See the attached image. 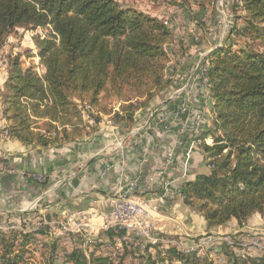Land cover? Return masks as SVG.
Masks as SVG:
<instances>
[{"label": "trees", "instance_id": "obj_1", "mask_svg": "<svg viewBox=\"0 0 264 264\" xmlns=\"http://www.w3.org/2000/svg\"><path fill=\"white\" fill-rule=\"evenodd\" d=\"M185 1L205 7L207 2L217 0ZM242 1L245 25L236 29L237 35L264 39V0ZM239 6L238 0H234V9ZM39 27L48 30L45 37L34 36L45 71L38 74L32 66L24 67L20 54L10 56L8 78L0 87L3 112L16 119L14 125L8 126L10 136L21 141L43 146L56 143L60 139L58 132H35L26 119L32 115L66 124L72 116L80 117L81 111L73 100L77 92L89 93L90 103L94 104L108 83L135 86L143 100L129 99L114 115L117 122L129 126L135 122L136 111L168 84L165 68L170 57L165 43L172 38V31L154 16L123 7L117 0H0V50L8 36L19 29ZM191 46H179L175 52L180 50L184 54ZM209 60L216 119L201 137L212 134L216 139L214 145H202L212 167L209 173L185 181L180 192L184 203L202 211L210 226L232 219L243 226L254 214L264 217V50L235 48L227 43L213 49ZM0 163L6 164L2 156ZM44 218L50 221L60 216L46 213ZM44 218L41 226L31 232H0V264L24 263L32 251L29 247L38 240L37 234L55 236ZM121 233L110 227L95 237L107 238L108 245L114 244ZM55 237L48 244L52 251L43 264H58L53 259L59 242V236ZM101 241L87 244L96 250L106 245ZM224 248L232 264L249 263L228 245ZM94 249L89 256L83 248L70 250L63 264H123L122 259L115 263L110 256L96 254ZM167 251L170 260L182 264H213L204 263L196 253L175 247ZM147 260L146 264H155L150 255ZM250 262L264 264V258H250Z\"/></svg>", "mask_w": 264, "mask_h": 264}, {"label": "crops", "instance_id": "obj_2", "mask_svg": "<svg viewBox=\"0 0 264 264\" xmlns=\"http://www.w3.org/2000/svg\"><path fill=\"white\" fill-rule=\"evenodd\" d=\"M207 52L203 45L192 47L184 62L177 64L170 84L136 111L135 122L129 126L114 119L119 107L99 111L94 115L95 123L83 113L72 116L66 124L33 116L38 125L31 127L33 131L58 132L60 139L47 146L13 136L3 139L1 134L0 156L6 164L0 163V200L6 196V214L21 219L31 210L40 220L46 213L67 218L81 212L91 221L94 238L101 226L112 220V199L127 190L129 183L137 182L138 188L129 193L147 202L149 220L159 232L180 236L182 241L202 234L208 223L184 203L180 189L185 181L210 172L208 154L196 144L191 148L186 177H182L192 140L212 126L213 99L195 69L198 57ZM184 106L188 111L181 113ZM153 112L154 117L150 116ZM164 125L169 126L166 134ZM34 173L44 175L45 182L35 181ZM166 182H171V191L160 203L157 199ZM252 226L264 228L260 214H254L243 226L232 219L211 230L225 234Z\"/></svg>", "mask_w": 264, "mask_h": 264}, {"label": "rangeland", "instance_id": "obj_3", "mask_svg": "<svg viewBox=\"0 0 264 264\" xmlns=\"http://www.w3.org/2000/svg\"><path fill=\"white\" fill-rule=\"evenodd\" d=\"M117 1L123 7L137 9L138 11L156 17L163 22L169 21L172 38L165 43V49L170 57L169 60H167L165 68V78L166 80H169L167 86L170 84L171 76L176 74L177 64H182L184 62L192 47H199L201 45L207 47L208 52L206 53V57L209 59V55L213 49L216 48L214 45L219 44L222 38V29L217 23V19L219 18L217 16L218 7H220L221 10H224L229 18L228 25L230 26V30L226 33L222 41L223 44L230 43L235 48L245 47L261 51L264 50L263 38L251 39L248 35H237L236 29H240L245 25L244 17L246 16V11L242 0H238L240 6L237 10L234 9V0H217L214 3L207 2L205 7L200 6V4L195 1L186 2L185 0ZM221 2H223V5H221ZM47 33L48 30L39 27L19 29L17 33L8 36L5 45L0 50V87H3V84L6 81L10 56L20 54L24 67L32 66L33 70L38 74H42L45 71V68L41 63L39 50L34 42V36L38 34L45 37ZM262 37H264V32ZM199 42L200 44H197ZM182 45L192 46L184 54H182L180 50H177L178 52L176 53L175 49ZM162 91L158 92L156 95L160 94ZM138 92L139 91L135 89V86H130V84L127 83H121V85L108 83L106 88L99 94L98 101L94 104L90 103L89 93L81 94L77 92L74 95L73 100L76 102L81 114L83 113L85 116H90L91 114L95 115L101 110L105 112L118 109L121 107V104L123 105L127 103L129 99H142V96L137 95ZM83 97L84 99H82ZM155 97L156 96H154V98ZM154 98L152 100H154ZM3 110L4 106L0 97V135L2 134L3 139H6L5 128L6 126L14 125L16 119L10 118L8 114L3 112ZM89 110L90 113L88 114ZM30 111L31 110H29V112ZM11 114L12 113H10V115ZM212 117L214 121L216 119V112L213 108L211 109V118ZM26 120L30 126H38L36 125V119H34L32 115ZM8 135L10 136V133ZM3 198L5 200L4 203H0V208L4 209L0 211V232H9L12 229H21L25 232H31L34 231L35 228L41 226L39 224L42 220L37 219V216L31 210L25 211L24 213L28 217L22 216L21 219L17 216L12 217L11 215L6 214V196L1 197V202ZM199 204L200 201L197 200L196 206ZM190 208L196 211L197 214L204 215L203 212L197 208ZM261 217L264 222V217ZM214 227L215 226H210L208 224V228L198 237L191 236L185 241H182V237L180 236L176 237L160 232V235L164 237L163 239L170 240L159 242L157 244L147 242V240L144 239H137L136 243L130 240L120 243L117 236L115 237L114 244L109 243L107 245L109 241L107 238L102 237L96 239V237H94L93 240L87 242H102L101 240H104L106 243V245L101 243L102 246H99L96 250L93 248L94 246L88 245L87 242H83L82 244H72V240L74 243L78 241L76 233L72 235L71 239H67V237L65 238V235H59V237H57L59 242L54 251L53 259H55L58 264H63L67 252L75 248H83L86 251L87 256H89L90 251L94 249L96 254L110 256L115 263L120 262V259H122L123 264H146L148 262L147 258L150 255L152 260H155V264H182L178 260H170V258L167 257V250L175 247L186 253H196L197 256L204 260V263L206 261H212L213 264H232L229 256L224 252L225 248L222 250L224 245H228V248L242 259L248 260V264H252L250 258H257V260H262L264 258V228H261L262 230L252 229V226L251 228H245L244 230H238L236 232L231 230L228 233L220 234L217 233V231L214 232L211 230ZM55 236H58V234H55ZM55 236L37 234L38 240H36L35 245L29 247L32 251L26 255V261L22 264H43L44 262H47L52 251V248L48 244L56 239ZM124 245H127L128 247L125 248ZM240 264L244 263L241 262Z\"/></svg>", "mask_w": 264, "mask_h": 264}, {"label": "built area", "instance_id": "obj_4", "mask_svg": "<svg viewBox=\"0 0 264 264\" xmlns=\"http://www.w3.org/2000/svg\"><path fill=\"white\" fill-rule=\"evenodd\" d=\"M223 5V2H221ZM217 16V23L221 26L222 29V38L215 47L222 46L223 39L226 33L230 30V26L228 25V14L221 10L218 7ZM166 25L170 26L169 21L164 22ZM211 68V62L206 57V53L201 54L195 62V69H196V76L201 81L202 85L209 91L211 95L210 89V78H209V70ZM193 84V83H191ZM213 108V106H212ZM188 111L187 107L184 106L181 108V113H186ZM90 110L88 111V114ZM96 113V112H95ZM150 116L154 117L155 113H151ZM85 118L89 120V122L95 123L94 121V114L86 115ZM213 121V117L211 118V122ZM213 126V123H212ZM211 126V127H212ZM5 128V127H3ZM169 130V126H163V134H166ZM9 129L8 126L5 128V135L9 136ZM216 139L214 135L209 134L207 136L201 137V134L196 135L190 144V148L186 151V160L183 164V173L182 177H186L187 170L189 167V159L191 158L192 151L191 148L196 144H209L214 145L216 144ZM174 154L170 153V157L173 158ZM209 160V158H208ZM209 168L211 169L212 165L208 163ZM162 172H158V175H161ZM32 177L35 181L39 183L45 182V176L42 174L34 173ZM154 179V178H152ZM170 185L171 182L165 183V189L163 194L157 199L160 203L164 202L165 196L170 194ZM138 188L137 182H131L128 185V189L124 190V192H119L113 199H112V213H111V222L104 223L101 226V230H107L110 227H116L118 230H121L122 233L118 236V240L120 243L133 241L136 243L138 239L147 240V242L157 244L159 242L169 241L170 239H163L160 235L158 229H156L153 224L149 220V209L147 202L143 201L139 197L133 195V193H129ZM181 190V189H180ZM45 224H49L52 228V232L54 234L65 235L64 237L67 239H71L72 235L76 233L78 236V241L74 243L72 240V244L83 243L87 241L93 240L92 234V223L91 221L86 218L83 213L77 212L67 218H53L52 220L48 221L44 219ZM40 225V224H39ZM74 237V236H73ZM120 237V238H119ZM117 240V241H118ZM88 243V242H87Z\"/></svg>", "mask_w": 264, "mask_h": 264}]
</instances>
